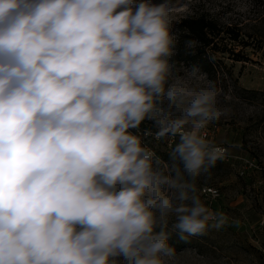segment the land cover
I'll return each instance as SVG.
<instances>
[{
	"label": "clouds",
	"instance_id": "obj_1",
	"mask_svg": "<svg viewBox=\"0 0 264 264\" xmlns=\"http://www.w3.org/2000/svg\"><path fill=\"white\" fill-rule=\"evenodd\" d=\"M170 0H0V264H164L228 222L196 179L225 158L200 133L214 84L170 79ZM193 68L190 76H196ZM179 137L171 163L133 134Z\"/></svg>",
	"mask_w": 264,
	"mask_h": 264
},
{
	"label": "rangeland",
	"instance_id": "obj_2",
	"mask_svg": "<svg viewBox=\"0 0 264 264\" xmlns=\"http://www.w3.org/2000/svg\"><path fill=\"white\" fill-rule=\"evenodd\" d=\"M160 3L161 0H152ZM174 6L170 32L175 37L178 23L190 15H204L239 33V41L221 57L218 74L209 77L201 70L190 76L194 66L177 63L169 57L170 79H179L197 90L214 84L232 99L218 97L216 107L227 108V115L210 121L201 135L210 144L224 148L225 158L218 160L207 173L196 179V195L214 212L228 217L224 227H209L203 235H187L184 239L172 225L166 231L173 255L164 257V264H264V0H170ZM217 41V39L215 40ZM213 46V44H211ZM211 47L206 48L210 53ZM218 66V65H217ZM141 124L146 129H131L143 146L161 163H171L170 153L179 137L157 139L151 120ZM217 189L210 194L207 188Z\"/></svg>",
	"mask_w": 264,
	"mask_h": 264
},
{
	"label": "trees",
	"instance_id": "obj_3",
	"mask_svg": "<svg viewBox=\"0 0 264 264\" xmlns=\"http://www.w3.org/2000/svg\"><path fill=\"white\" fill-rule=\"evenodd\" d=\"M239 38V33L230 26H224L213 19L207 20L202 14L190 15L178 23L174 37L173 59L177 63L194 66L209 77H214L218 74V68L223 65L221 57L218 58L216 55L218 52L222 55L231 52L228 46L233 43H244L239 41ZM208 47H211L210 53L206 50ZM139 127L146 129L143 124Z\"/></svg>",
	"mask_w": 264,
	"mask_h": 264
},
{
	"label": "built area",
	"instance_id": "obj_4",
	"mask_svg": "<svg viewBox=\"0 0 264 264\" xmlns=\"http://www.w3.org/2000/svg\"><path fill=\"white\" fill-rule=\"evenodd\" d=\"M204 137H207V134L204 133L203 134ZM206 191L210 194H216L217 193V189L213 188V187H210V188H207Z\"/></svg>",
	"mask_w": 264,
	"mask_h": 264
}]
</instances>
